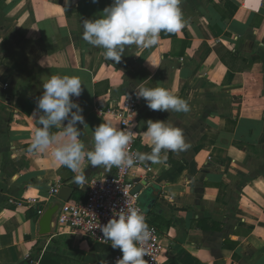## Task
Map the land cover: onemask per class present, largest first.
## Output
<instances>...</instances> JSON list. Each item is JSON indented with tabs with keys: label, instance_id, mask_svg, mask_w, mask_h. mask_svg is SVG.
<instances>
[{
	"label": "crops",
	"instance_id": "crops-1",
	"mask_svg": "<svg viewBox=\"0 0 264 264\" xmlns=\"http://www.w3.org/2000/svg\"><path fill=\"white\" fill-rule=\"evenodd\" d=\"M112 0H0V264H22L49 255L45 264H117L119 249L95 244L80 232L40 235L37 199L46 210L62 200L51 190L74 189L110 175L87 159L85 185L73 183L49 148L28 151L43 113L36 111L43 84L53 75L75 76L82 93L77 123L85 152L99 124L120 129L111 110L143 83L185 100L188 112L153 111L142 99L136 124L139 153L152 145L147 121L182 130L184 151H167L162 164L141 162L134 181L141 204L163 239L159 264H264V0H181L185 26L161 32L151 47L131 45L119 63L83 40V21L99 18ZM75 111V109L73 110ZM67 124V121L64 122ZM50 131L60 140L63 126ZM165 153L162 150L161 155ZM61 187V188H62Z\"/></svg>",
	"mask_w": 264,
	"mask_h": 264
},
{
	"label": "clouds",
	"instance_id": "clouds-1",
	"mask_svg": "<svg viewBox=\"0 0 264 264\" xmlns=\"http://www.w3.org/2000/svg\"><path fill=\"white\" fill-rule=\"evenodd\" d=\"M180 3L181 0H112L99 18L83 21L82 38L90 45L104 49L106 60L119 63L128 46L151 47L157 44L162 31L177 33L183 29L185 22ZM81 93L82 82L75 76L53 75L43 84V93L36 105V111L43 115L38 119L40 127L36 129L28 149L36 154L51 148L55 161L78 173L73 183L79 186L86 184L87 177L81 169L85 159L93 167L102 166L109 170L112 167L128 168L143 161L165 163L167 151L179 152L189 147L180 128L165 121L148 120L145 135L152 145L149 154H130L129 145L134 139V131L120 130L110 124L95 127L93 150L85 152L84 144L78 140L76 125H87L82 108L72 99ZM136 96L142 98L153 111H189L185 100L165 88H149L142 83L136 90ZM61 126L63 140L50 131ZM162 150L165 153L163 156ZM117 217L100 227L103 238L111 241L113 249L118 248L122 252L117 264H146L144 245L151 238V230L144 214L138 208L129 207L126 211L122 209Z\"/></svg>",
	"mask_w": 264,
	"mask_h": 264
},
{
	"label": "built area",
	"instance_id": "built-area-1",
	"mask_svg": "<svg viewBox=\"0 0 264 264\" xmlns=\"http://www.w3.org/2000/svg\"><path fill=\"white\" fill-rule=\"evenodd\" d=\"M142 98L138 99L136 92H129L111 110L120 122V130L132 129L134 139L129 145L130 154L139 153L137 149L138 134L136 124L141 116ZM135 125V127H133ZM141 162L134 163L128 168H115L110 175H96L87 182V195L77 200L62 201L60 209L54 218L53 231L80 232L91 242L111 247V241L103 238L100 227L107 224L112 218H118L119 212L129 207L138 208L145 216L146 223L151 230V238L144 245L147 255L144 257L146 264H159L164 250L163 239L158 228L152 223L151 217L141 204L140 193H134L137 187L134 181L135 170ZM61 185L51 190L52 204L55 203ZM12 204L17 206H30L37 208V214L42 217L46 212L40 207L37 199L13 200ZM118 249V248H117ZM122 257V252L113 256L112 262Z\"/></svg>",
	"mask_w": 264,
	"mask_h": 264
},
{
	"label": "water",
	"instance_id": "water-1",
	"mask_svg": "<svg viewBox=\"0 0 264 264\" xmlns=\"http://www.w3.org/2000/svg\"><path fill=\"white\" fill-rule=\"evenodd\" d=\"M142 190V186H137L134 190V193H140ZM74 189L70 188L68 186H63L60 189V192L58 194V198L59 200L62 201H69L73 195ZM60 209V204H54L49 206V208L46 210V212L43 214V216L40 219L39 222V227H40V235L42 236H47L52 234L53 232V225H54V218L56 216V214L58 213ZM150 207L146 210L147 213H149ZM38 262L39 261V257L38 258H33V257H29L25 260V262H23L22 264H32V262Z\"/></svg>",
	"mask_w": 264,
	"mask_h": 264
},
{
	"label": "trees",
	"instance_id": "trees-1",
	"mask_svg": "<svg viewBox=\"0 0 264 264\" xmlns=\"http://www.w3.org/2000/svg\"><path fill=\"white\" fill-rule=\"evenodd\" d=\"M144 208V207H143ZM145 209V208H144ZM56 261H58L60 264H66L69 262L67 259H65L62 256H53ZM50 256L44 255L43 259L41 260L40 264H45V262L49 261Z\"/></svg>",
	"mask_w": 264,
	"mask_h": 264
}]
</instances>
